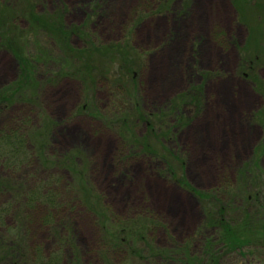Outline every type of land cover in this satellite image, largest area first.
Instances as JSON below:
<instances>
[{"label":"rangeland","instance_id":"obj_1","mask_svg":"<svg viewBox=\"0 0 264 264\" xmlns=\"http://www.w3.org/2000/svg\"><path fill=\"white\" fill-rule=\"evenodd\" d=\"M50 14L60 21L48 28ZM0 27L11 48L0 44V130L18 117L47 136L28 147L41 156L0 162V179L52 176L62 203L50 225L39 210L21 234L23 214L10 212L5 239L44 253L59 241L62 264H264V213L245 212L246 196L264 205V0H0ZM115 48L126 57L107 55ZM10 190L0 206L23 194ZM216 200L231 212L218 225ZM24 242L15 258L31 264Z\"/></svg>","mask_w":264,"mask_h":264},{"label":"trees","instance_id":"obj_2","mask_svg":"<svg viewBox=\"0 0 264 264\" xmlns=\"http://www.w3.org/2000/svg\"><path fill=\"white\" fill-rule=\"evenodd\" d=\"M64 10L65 9L62 8V9H60V12L63 14ZM55 16H56V14H50L47 17V19L45 21L46 27L50 28L51 24L55 23L56 19L57 20L60 19L59 17L57 18V16L56 17ZM31 18H33L32 15H31ZM58 21H60V20H58ZM8 22L4 23V25L6 26V29H5L6 32L8 31V29L11 26L10 23H8ZM56 25L58 26V28H57L58 34L59 35L61 34L63 36V38L67 39L70 30L66 31L60 22L57 23ZM0 29H2V27H0ZM72 31H74L75 33H78L76 29L72 30ZM3 32H4V30H3ZM70 33H71V31H70ZM3 39H4V36L2 34V31H1L0 32V44L7 49H11L10 46L4 45ZM66 41L67 40H65V42ZM91 49L92 48H86V49L82 50V52L85 53ZM68 50L69 51L66 50L67 53L76 54V53H74V51H72L70 49H68ZM106 52H107V55H109L111 52L112 55L118 54L121 56L122 55L125 56V54L122 51H119V49L116 50V48L114 50L107 49ZM85 67L86 66H84V67L79 66L78 67L77 73H79V75H78L79 78H80V75L85 74V71H84ZM122 67H124L126 69V71L129 73V71H130L129 66H124L122 64ZM68 75H70V74H68ZM72 77H74L75 79L78 80L77 77H75V76H72ZM87 77H88V75H87ZM88 80L89 79L84 78V83L90 85L88 83ZM19 87L20 86H18V88ZM121 87H122V85H121ZM18 88L16 86H13L12 90L14 91V89H15L16 93H19L22 90H20ZM113 89L117 91L116 87ZM114 90L113 91L111 90L112 95L115 96L116 100L118 101V104L119 103L122 104V102H124V105H127L125 103V100L120 101L122 98H119L118 94L115 93ZM9 91H7V95L5 97H4L5 91L2 93L0 92V105L5 106V103L7 101L9 93H10ZM192 91L196 92L195 89H192ZM24 102H27V104L34 106V103L31 102L30 100H28V101L24 100ZM186 102L190 103V101H187L186 99L182 103H186ZM116 104H117V102H116ZM128 109L130 110L131 108H127V106H126L125 109H122V111L120 109V111H119L120 113L116 115L115 119L117 120V123L119 124L120 128H121V125L126 126L128 124V117H127V115L129 114ZM136 118L139 119V121L147 122V124H149L148 126L152 125L151 119H150L152 117L148 114L143 113L142 115H136ZM10 121H11L10 124L5 125V127L0 130V162H5L6 165L14 168L16 166L20 167L22 164L26 163L27 161H31L32 158L37 156V155L41 156L40 150H39V153H37V155H35L33 152H36V151L34 149H32V151H33L32 152L31 150L28 149V147H29V145L30 146L34 145V143L32 144V141L34 142V140H37L36 141L37 146H38V148H40L41 144L39 143L40 144L39 145L38 142H42V139H44V138L46 140L47 136L43 134L44 136H42V139L41 138L39 139V137H37V138L35 137V139H34L32 137L33 135L30 134V131H29L30 130L28 127L29 122L25 118L20 119L18 117H15V118H13V120H10ZM152 128H153V125H152ZM47 134L49 137V131L47 132ZM34 146L36 147V145H34ZM145 150H148V148L144 146V150H142L141 152L142 153L144 152L147 154V152ZM154 153L155 152H153V154L152 153H148V154L155 156ZM156 155L161 156L158 153ZM62 166L69 167V165L66 163L63 164ZM53 179L54 178H52V176H51L48 181L45 180V182H42V183L37 182L35 185L23 184V183H20L17 181V183H15L16 186L13 184L15 187H11V188H8V185L10 186L11 183H7L6 180L0 179V189H5V190L11 189L10 191H12L13 195H15V193H14L15 191L18 192V191H21L23 189V194L20 197L15 196L14 201L12 200V201L7 202V203L2 202V204H1L2 206H0V226L4 225V227H5V222H6L7 218H9L8 216H9L10 212H12V215L14 213V215L16 216L17 212L20 211L21 214H23L22 218H24V219H23L22 223L20 222V225H19V223L17 224V226H18L17 228L12 227V232H14L16 230L15 232L21 234L24 231L23 228L26 229L28 227L27 225L29 224V221H30L32 214L39 211V210H43V209L48 210V211L47 212L45 211L46 213H45V215L41 221L50 225L52 223L53 216L54 217L56 216V213H55L56 210L62 208L61 200H59V198H61V196H59V194H61V192L60 193L58 192V180L57 179L53 180ZM258 184H260V183L256 180V184H254L255 185L254 187L256 188V190H257V187L258 188L261 187V186L259 187ZM26 185H28V187ZM261 191H262V189H261ZM69 193H71V192H69ZM256 194H257L256 198L258 199V194H260V191H257ZM205 195L207 196V194H205ZM253 196H255V194L250 195L248 197L247 196L245 197V204H246V211L245 212H247L248 209L250 210L253 208V213H257V210H259V209H262V211L260 210L261 214L264 213V205H262V206L257 205V207H256L254 204L251 203ZM209 199L211 200L212 197ZM209 199H208V202H210ZM74 200H78V199L75 198ZM220 200H224V199L221 197ZM232 200H235V199L233 198ZM235 201H233V202H235ZM216 202L218 203L216 212H219L222 214L219 217L214 216V221L218 225V223H224V221L226 219L224 212L228 213V215H230L231 212H227L228 207L225 204H219V201H217V200H216ZM14 205L17 206L16 209H15ZM258 207H259V209H257ZM236 209L234 210L235 213H237ZM215 214H217V213H215ZM141 224L142 225H140V227L143 226L146 229V227H148V225H149V222H147V221L141 222ZM20 226H22V227H20ZM207 226L212 227L215 225H213V223L211 222L210 225H207ZM55 234H56V229L53 230L52 236L56 237ZM23 236L24 235H21V236L16 235L15 237H13V234H11V235H9V237H7L5 239L3 234L2 233L0 234L1 248H3L0 251V253H2V255H3L1 258H3V260L10 261V263H8V264H18V261L15 258V255L17 257L20 254V250L24 249L23 244H22V242H24ZM6 242H14V245H8V244L6 245L5 244ZM25 244H26L25 248L27 246L29 253L31 252V254H32V260L34 262L32 263V260H31V264H62V259L64 256V254H63L64 247H62L61 242L58 241L56 243L57 245L53 246V248H51V250L47 253L43 252V248L40 245L32 248V247H30V245H27L28 243H25ZM140 256H142V255H140ZM181 258H182L183 263L187 264L186 260H185V256H181ZM20 260H21V258H20ZM211 260L214 261L213 255H211ZM24 262H27V261L24 260Z\"/></svg>","mask_w":264,"mask_h":264}]
</instances>
